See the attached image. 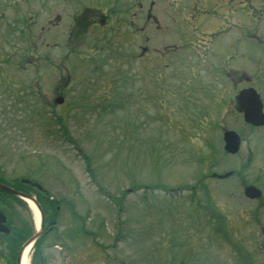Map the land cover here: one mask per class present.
Here are the masks:
<instances>
[{"label": "rangeland", "instance_id": "1", "mask_svg": "<svg viewBox=\"0 0 264 264\" xmlns=\"http://www.w3.org/2000/svg\"><path fill=\"white\" fill-rule=\"evenodd\" d=\"M34 1L0 0V177L34 178L58 204L69 195L63 203L72 220L64 236L70 249L59 240L65 219L58 212L54 240L64 248H42L46 263L264 264L263 236L249 228L254 217L242 221L229 210L232 179L210 174L239 167L243 152H222L210 106L215 73L196 53L199 46H182V34L192 32L191 8L184 0H82L86 8H106L102 25L95 9L84 14L69 9V0ZM150 1L157 24L146 19ZM213 6L201 0L200 28L208 27ZM55 13L62 14L59 23ZM139 46L148 48L142 57ZM122 71L135 73L133 84L118 85ZM78 83L84 89L67 88ZM203 174L208 189L198 183ZM11 201L12 226L30 227L27 202ZM84 213L90 221L81 224ZM7 259L3 242L0 264Z\"/></svg>", "mask_w": 264, "mask_h": 264}, {"label": "flooded vegetation", "instance_id": "2", "mask_svg": "<svg viewBox=\"0 0 264 264\" xmlns=\"http://www.w3.org/2000/svg\"><path fill=\"white\" fill-rule=\"evenodd\" d=\"M184 6L187 1H183ZM222 5V14H217L214 11L215 5ZM212 8V36L216 42L213 53L212 66L223 78L219 87L215 91L216 95L223 100V105L220 107L218 127L223 133L225 130H234L240 137V148L242 150V161L239 167L231 168L232 174L229 178L232 179L228 189V201L231 205L229 210L237 214L242 221L245 217H251L254 224L249 226L254 230L261 232L263 236L264 247V0H213ZM145 51V50H144ZM143 51V52H144ZM243 92L241 104L247 109L248 113L253 116L257 123H251L244 120V112L235 108L234 97L238 93ZM224 93V97L222 94ZM256 94V95H255ZM258 97L259 102L256 103ZM255 112H258L257 117ZM229 117V118H228ZM238 151V152H239ZM247 186H254L259 191L257 198L246 196L244 189ZM21 189H27L25 186H20ZM33 191L37 190L33 187ZM235 192V193H233ZM25 193V192H24ZM32 195V194H31ZM9 198L0 199L2 212L5 214L6 226L9 227L8 235L0 232V247L3 244L2 239L8 236L9 239L5 242L6 252L8 253L7 261L2 260L3 264H16L18 248L17 244L21 238L28 233L33 232L32 226L21 225L14 228L10 223L12 215L8 208L14 205V202L9 200H18ZM39 206L42 209L43 218L41 220V234L32 246V257L29 264H40L42 248H52L54 240L57 237V231L60 223L56 225V219L48 215L47 204L44 202H55L57 214L64 212V221L61 222L60 229H69L72 225V220L66 213L65 204L62 201V210H59V204L53 196L48 193L37 190L34 194ZM18 202H20L18 200ZM242 204L239 207V204ZM255 205L258 210H246L243 206L250 207ZM243 207V208H242ZM263 218V222L258 215ZM82 221V220H81ZM252 221V220H251ZM84 223V221H82ZM236 227L233 226V229ZM32 229V230H31ZM13 243L16 247L7 243ZM16 252V253H15ZM39 252V253H38ZM264 255V248L261 250ZM38 253V254H37ZM37 254V255H36ZM262 254H260L262 256ZM37 257V258H36ZM264 260V256H262ZM41 264H47L46 259Z\"/></svg>", "mask_w": 264, "mask_h": 264}, {"label": "water", "instance_id": "3", "mask_svg": "<svg viewBox=\"0 0 264 264\" xmlns=\"http://www.w3.org/2000/svg\"><path fill=\"white\" fill-rule=\"evenodd\" d=\"M237 98L240 99L239 97H237ZM56 101L61 102L62 98H58ZM246 117L248 118L247 114H246ZM224 141H225V149L227 151L235 152L237 150L239 139H238V136L234 132H232V131L225 132ZM0 188L3 190H8V191L12 192V190L10 188H8L7 186H5L1 183H0ZM3 222H4V216L0 212V231L1 230H5V231L7 230V229H5Z\"/></svg>", "mask_w": 264, "mask_h": 264}, {"label": "bare ground", "instance_id": "4", "mask_svg": "<svg viewBox=\"0 0 264 264\" xmlns=\"http://www.w3.org/2000/svg\"><path fill=\"white\" fill-rule=\"evenodd\" d=\"M28 203H29V206H30L31 211L33 213L35 224L38 225L39 219H38L37 209L30 201ZM28 253H29V249L26 248V250L24 251L22 260H21V264H28Z\"/></svg>", "mask_w": 264, "mask_h": 264}]
</instances>
